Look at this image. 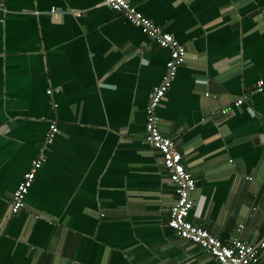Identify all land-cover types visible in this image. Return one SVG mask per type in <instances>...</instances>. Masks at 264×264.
Returning <instances> with one entry per match:
<instances>
[{"label": "crops", "instance_id": "obj_1", "mask_svg": "<svg viewBox=\"0 0 264 264\" xmlns=\"http://www.w3.org/2000/svg\"><path fill=\"white\" fill-rule=\"evenodd\" d=\"M128 1L188 51L158 114L197 179L190 219L260 244L264 0ZM170 57L100 0H0V264H219L168 225L175 186L145 140ZM52 121L47 161L12 214Z\"/></svg>", "mask_w": 264, "mask_h": 264}, {"label": "built area", "instance_id": "obj_2", "mask_svg": "<svg viewBox=\"0 0 264 264\" xmlns=\"http://www.w3.org/2000/svg\"><path fill=\"white\" fill-rule=\"evenodd\" d=\"M100 1L140 27L143 33L171 52V57L166 63L167 71L161 82L153 87L149 96L146 108L145 131L146 142L162 154L164 167L169 173L177 194L176 200L169 211L168 225L182 238L196 243L208 251L218 260L219 264H262L261 250L264 249V240L257 245L239 236L225 239L223 236L210 231L204 225L197 224L190 219V214L195 206L193 193L197 188V179L187 169L178 142L162 132L160 127L161 117L158 114V109L171 88L180 66L186 61L188 52L186 46L173 33L166 31L161 25L146 17L128 0ZM55 10L52 9V11ZM254 91H264V79L258 81ZM48 93L51 94L52 90H48ZM245 99L246 96L240 97L236 103L242 105ZM54 106L57 105L54 103ZM223 112L226 113V110L224 109ZM58 131V124L52 121L45 142L37 157L33 159L30 170L14 191L11 203L12 214L18 213L27 206L28 195L36 179L37 172L47 161L48 150L53 144ZM243 229L244 224H241L238 231L241 232Z\"/></svg>", "mask_w": 264, "mask_h": 264}]
</instances>
